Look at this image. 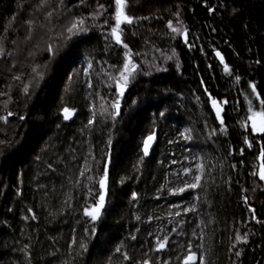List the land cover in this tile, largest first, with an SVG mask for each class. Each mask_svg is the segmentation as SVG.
<instances>
[{
    "label": "trees",
    "instance_id": "trees-1",
    "mask_svg": "<svg viewBox=\"0 0 264 264\" xmlns=\"http://www.w3.org/2000/svg\"><path fill=\"white\" fill-rule=\"evenodd\" d=\"M124 13L117 43L115 0H0V264H264V0Z\"/></svg>",
    "mask_w": 264,
    "mask_h": 264
},
{
    "label": "snow or ice",
    "instance_id": "snow-or-ice-1",
    "mask_svg": "<svg viewBox=\"0 0 264 264\" xmlns=\"http://www.w3.org/2000/svg\"><path fill=\"white\" fill-rule=\"evenodd\" d=\"M115 3L117 5L116 16H115L116 26L112 28L111 32H112V36L116 39L117 43H120L121 42V39H120L121 25L123 23H132V18L128 17L124 13V7H125L126 0H115ZM100 7L102 8L103 5H101ZM79 23L83 24V21H80ZM169 26L171 27V25ZM77 28H78V25L74 23L72 27L68 29V31L72 32L73 29H77ZM172 30L177 31L176 28H173ZM124 46L127 47V45H124ZM48 51L54 54V50L51 45H49ZM216 55L220 56V53L217 52ZM221 62H223V57H221ZM89 67H91V65H89ZM125 67L127 68V65ZM225 71L226 72L229 71L227 65H225ZM251 88H252V91L255 93L256 91L255 85H251ZM257 99H259V96H257ZM212 104H213V107H217V116H219V108L217 105V101L213 100ZM261 104L264 105V100H261ZM113 106L118 108V105H113ZM63 111L65 114L64 118L69 119L71 117V111L68 108H65ZM9 115H11V113H9ZM256 117H259V120H257ZM21 119H23V117H21ZM249 119L252 121L253 131L264 133V111L256 112L255 116L249 117ZM89 123H92V121H89ZM221 123H223V120H221ZM187 138L190 139L191 137L189 136ZM154 139H155V136L153 134V135H149L144 141V155H148V149L150 147V142L153 141ZM261 156L264 157V149L261 150ZM200 167L203 168V166H200ZM81 175H83V173H81ZM89 179H91V177H89ZM260 179L264 180V170H262L260 173ZM106 180H107V166L105 167L104 179L100 181L102 188L106 186ZM201 180H202V175H194L192 180L189 182H186L185 187L181 188L179 191L183 192L188 189L195 190L198 187H201ZM103 203H104V195L101 194L99 197V203L95 207H93L91 211L86 209L85 215H89L91 216L93 220H95L99 216L100 209L103 207ZM166 242H167V237L163 238L160 241L159 250H162L166 246ZM117 251H119V249H117ZM237 255H239V253H237ZM196 259H197L196 254L190 253L188 256L185 257L184 264H195ZM199 259H200V264H205L204 258L202 256Z\"/></svg>",
    "mask_w": 264,
    "mask_h": 264
},
{
    "label": "water",
    "instance_id": "water-1",
    "mask_svg": "<svg viewBox=\"0 0 264 264\" xmlns=\"http://www.w3.org/2000/svg\"><path fill=\"white\" fill-rule=\"evenodd\" d=\"M212 101H213V100H212ZM212 101L210 102V108H211V110H212L214 113L217 114V107H213ZM215 101H217V100H215ZM217 105H218V108H219V116H221V108H220V106H219L218 101H217ZM119 109H120V106L118 105L117 113L119 112ZM70 111H71V110H70ZM64 115H65V114H64V111H63V116H64ZM72 118H73V113H72V111H71V117H70L69 119H65V120H66V121H71ZM146 138H147V137H146ZM146 138H145V140H146ZM145 140H144V141H145ZM144 141H143V144H142V151H143V154H144ZM155 143H156V137H155V139H154L153 141L150 142V147H149V149H148V155H144L145 157H149V156L151 155ZM108 162H110V160H108ZM260 173H261V170H260ZM259 178H260V174H259Z\"/></svg>",
    "mask_w": 264,
    "mask_h": 264
},
{
    "label": "rangeland",
    "instance_id": "rangeland-1",
    "mask_svg": "<svg viewBox=\"0 0 264 264\" xmlns=\"http://www.w3.org/2000/svg\"><path fill=\"white\" fill-rule=\"evenodd\" d=\"M124 9H125V7H124ZM116 10H117V5H116ZM256 119L259 120V117H256ZM251 122H252V121H251ZM258 133H261V132H258Z\"/></svg>",
    "mask_w": 264,
    "mask_h": 264
}]
</instances>
